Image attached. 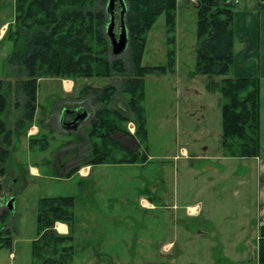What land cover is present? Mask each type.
I'll list each match as a JSON object with an SVG mask.
<instances>
[{"label": "rangeland", "instance_id": "rangeland-1", "mask_svg": "<svg viewBox=\"0 0 264 264\" xmlns=\"http://www.w3.org/2000/svg\"><path fill=\"white\" fill-rule=\"evenodd\" d=\"M244 1L239 5H246ZM198 4L199 0L179 2L171 41L165 15L147 34L142 65L172 67L166 76L145 78L143 104L148 138L140 152L146 150L147 161L93 165L98 167L85 182L79 177L64 181L32 179L21 167L14 170L15 182L14 178L10 181V194L3 195L1 202L9 200L4 228L11 230L13 243L9 249H0V264H32L38 203L45 197L75 198L71 264H258L256 249L252 248L256 244V236L251 234L254 227L239 233L241 222L250 221L245 220L247 213L257 205L256 190L245 176V158L224 155L220 95L209 93L205 88L208 77L197 74ZM115 16L118 36L122 17L119 3ZM6 44L13 52L15 45ZM228 77L232 78V73ZM87 82L101 88L111 85L110 79ZM74 98L67 97L62 101L65 105L61 102L67 111H75ZM58 112L48 125L52 132L61 134L58 141L67 143L72 138L69 135L81 126L68 129L76 118L69 117L63 125ZM89 124L86 121L82 126ZM127 129L135 133V122L128 123ZM130 148L139 151L135 142ZM182 149L189 154L185 156ZM46 173L51 175V171L42 169L44 176ZM242 180L248 183L242 184ZM175 196L179 198L178 209L167 208L174 206ZM141 197L150 199L154 206L162 197L167 209L144 208ZM189 206H198L203 215L191 216ZM219 212L229 216L220 218ZM207 214L212 218L206 219ZM3 225L0 222V227ZM168 244L174 248L168 250Z\"/></svg>", "mask_w": 264, "mask_h": 264}, {"label": "trees", "instance_id": "trees-1", "mask_svg": "<svg viewBox=\"0 0 264 264\" xmlns=\"http://www.w3.org/2000/svg\"><path fill=\"white\" fill-rule=\"evenodd\" d=\"M124 1L129 44L125 55L116 56L106 33L108 0H16V31L9 35L15 48L6 61L15 82L0 80V179H10L7 165L12 159L14 134L35 119L41 78L111 80L106 88H85L74 98V112L87 113L82 124H90H81L79 130L68 134L71 140L56 150L52 163L55 173L69 179L84 166L147 161L146 150L140 152L148 138L145 78L166 76L172 67H144L142 58L147 34L160 16L167 18L170 41L174 37L178 0ZM241 1L199 0L196 69L198 75L208 77L206 90L220 95L224 155L255 158L261 153L260 82L228 77L235 61V12ZM258 1L264 8V0ZM10 104L17 115L14 129L8 122ZM132 121L137 127L135 133L127 129ZM132 142L139 151L130 150ZM30 145L45 151L50 140L43 136L31 139ZM74 207V197L39 200L32 264H71L73 238L59 235L55 224L73 225ZM7 218L6 208L0 212L4 224L0 227V249H9L13 243L11 230L4 228ZM259 264H264V227Z\"/></svg>", "mask_w": 264, "mask_h": 264}, {"label": "crops", "instance_id": "crops-1", "mask_svg": "<svg viewBox=\"0 0 264 264\" xmlns=\"http://www.w3.org/2000/svg\"><path fill=\"white\" fill-rule=\"evenodd\" d=\"M178 1L180 2L182 0ZM244 2H246V5H239L235 12V61L230 74L232 73V78H253L258 79L260 82L261 153L258 157L245 158L242 160L245 161L243 168V170L246 169L245 176L250 178L251 183L256 190L255 203L257 205L254 206L253 212L249 210L250 213H247V218L245 220L249 219L250 221L241 222L239 233L244 234L248 228L254 227L255 231L251 234H255L256 239H253V241H255L256 244L253 245L252 248L256 249V258L259 264V240L262 228L264 227V8L262 7V3L258 0H246ZM17 16L16 0H0V80L12 81V83L15 82V79L12 77L11 72L6 66L7 58L12 52L7 50L6 42L8 41L12 43L14 47L12 39H8V36L17 26ZM87 81L88 79L74 80L60 78H41L38 80L37 111L35 119L32 124L14 134L13 148L11 150L12 159L7 165L10 179H8V177L0 179V210L3 211L9 201L5 200V202L1 203L3 195L10 194L11 188H9V186L11 183L10 181L15 177L14 170L22 168L27 176L32 179H43L46 177L48 179L53 178L62 181L65 180L61 177L60 173H55V167L52 166L51 160V156L54 152L65 143L60 142L61 140L58 141L57 137L58 135H61L60 133L55 131L50 133L48 124L55 117L56 110L62 114L60 123H63V125L65 124L64 121L69 117L77 118L79 114L74 111H67L64 106L65 104L62 101L67 97H76L85 88H101L95 86L93 82L88 83ZM60 104H62V107H59ZM8 115L10 127L14 129L17 115L12 105ZM43 136L52 139L50 140L49 148L45 151L33 149L30 145V140L38 139ZM63 137L68 138L69 136L63 135ZM55 143H58V145L52 150ZM182 151L185 156L189 154L185 149H182ZM96 167L98 166H84L73 177H79L84 182L88 181L93 177ZM42 169H48V172L51 171V175L46 173L44 176L42 174ZM7 180L9 181L7 182ZM241 182L242 184L248 183L247 180H242ZM140 200L142 201L141 203L144 208L155 209V211L158 208L162 210L168 205L162 197L158 199L159 205L156 206H154L152 201L148 198L141 197ZM178 202L179 198L175 196L172 202V205L174 206H169L167 208L177 210L178 207L176 203ZM188 211L190 212L189 214L194 217L203 215L198 206H189ZM217 215L223 219L229 216L228 213L225 212H219ZM205 218L210 219L212 217L207 214ZM72 230L73 227L70 224L63 222H57L55 224V231L61 236H71L73 238ZM201 234L207 235V233ZM238 241L240 242V240ZM170 248H174L172 247V244H168L167 249L169 250ZM12 255L13 254H11V256ZM238 259V263H240L242 259L240 257H238Z\"/></svg>", "mask_w": 264, "mask_h": 264}, {"label": "water", "instance_id": "water-1", "mask_svg": "<svg viewBox=\"0 0 264 264\" xmlns=\"http://www.w3.org/2000/svg\"><path fill=\"white\" fill-rule=\"evenodd\" d=\"M119 3V7L121 8V20H120V30L119 35L116 36L115 28H116V6ZM107 14L108 16V26L106 28V33L110 39L112 45V51L114 55L119 56L124 53L129 44L128 39V31L125 22V14H126V5L124 0H108L107 4ZM71 115V114H70ZM87 119V113L79 114L74 122V124L67 126L68 129L77 130L82 122ZM9 207L12 208V204H9Z\"/></svg>", "mask_w": 264, "mask_h": 264}]
</instances>
